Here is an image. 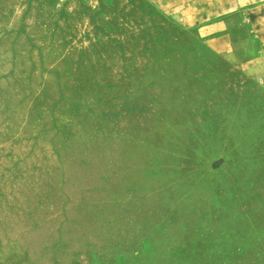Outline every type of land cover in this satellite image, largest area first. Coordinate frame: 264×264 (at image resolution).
<instances>
[{
    "label": "rangeland",
    "instance_id": "obj_1",
    "mask_svg": "<svg viewBox=\"0 0 264 264\" xmlns=\"http://www.w3.org/2000/svg\"><path fill=\"white\" fill-rule=\"evenodd\" d=\"M0 264H264V1L0 0Z\"/></svg>",
    "mask_w": 264,
    "mask_h": 264
},
{
    "label": "crops",
    "instance_id": "obj_2",
    "mask_svg": "<svg viewBox=\"0 0 264 264\" xmlns=\"http://www.w3.org/2000/svg\"><path fill=\"white\" fill-rule=\"evenodd\" d=\"M260 1H264V0H260Z\"/></svg>",
    "mask_w": 264,
    "mask_h": 264
}]
</instances>
